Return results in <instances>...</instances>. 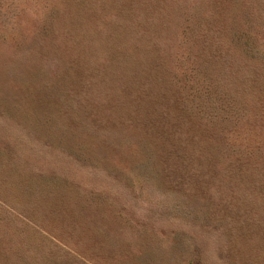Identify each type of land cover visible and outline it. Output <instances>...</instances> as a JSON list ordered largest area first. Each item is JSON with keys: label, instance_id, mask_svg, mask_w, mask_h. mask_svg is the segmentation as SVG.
Returning <instances> with one entry per match:
<instances>
[{"label": "rangeland", "instance_id": "obj_1", "mask_svg": "<svg viewBox=\"0 0 264 264\" xmlns=\"http://www.w3.org/2000/svg\"><path fill=\"white\" fill-rule=\"evenodd\" d=\"M0 264H264V0H0Z\"/></svg>", "mask_w": 264, "mask_h": 264}]
</instances>
